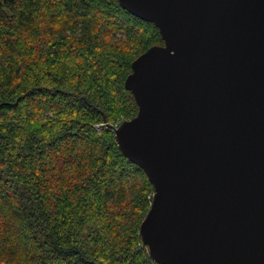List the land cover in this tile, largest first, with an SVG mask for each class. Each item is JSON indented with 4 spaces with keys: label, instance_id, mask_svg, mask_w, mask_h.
Masks as SVG:
<instances>
[{
    "label": "trees",
    "instance_id": "obj_1",
    "mask_svg": "<svg viewBox=\"0 0 264 264\" xmlns=\"http://www.w3.org/2000/svg\"><path fill=\"white\" fill-rule=\"evenodd\" d=\"M161 43L116 0H0V264H158L152 186L107 124L135 114L123 79Z\"/></svg>",
    "mask_w": 264,
    "mask_h": 264
},
{
    "label": "water",
    "instance_id": "obj_2",
    "mask_svg": "<svg viewBox=\"0 0 264 264\" xmlns=\"http://www.w3.org/2000/svg\"><path fill=\"white\" fill-rule=\"evenodd\" d=\"M116 1L162 41L123 79L135 114L107 124L152 186L149 258L264 264V0Z\"/></svg>",
    "mask_w": 264,
    "mask_h": 264
}]
</instances>
